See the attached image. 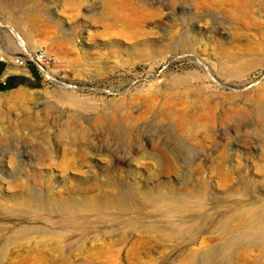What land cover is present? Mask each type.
<instances>
[{"label":"rangeland","instance_id":"obj_1","mask_svg":"<svg viewBox=\"0 0 264 264\" xmlns=\"http://www.w3.org/2000/svg\"><path fill=\"white\" fill-rule=\"evenodd\" d=\"M208 1L0 0V43L51 63L39 87L0 91V197L25 184L79 206L77 224L36 207L0 217V264H226L192 252L230 249L224 206L264 201V0ZM224 150L244 172L220 185ZM129 189H160L182 214L151 215ZM85 193L131 203L89 212ZM238 240L233 264H264V242Z\"/></svg>","mask_w":264,"mask_h":264},{"label":"bare ground","instance_id":"obj_2","mask_svg":"<svg viewBox=\"0 0 264 264\" xmlns=\"http://www.w3.org/2000/svg\"><path fill=\"white\" fill-rule=\"evenodd\" d=\"M208 1V0H204ZM248 0H221V3L235 5L238 3H245ZM209 2V1H208ZM251 2V1H250ZM252 3V2H251ZM245 5V4H244ZM243 8V7H242ZM245 9V7L243 8ZM28 51V50H27ZM10 56V54L8 55ZM50 78H52L49 73H46ZM54 79V78H53ZM19 96V94H17ZM182 120V116L178 117ZM178 121V120H177ZM76 131V130H75ZM68 131L60 130L57 134L58 137L66 136ZM80 134V132H79ZM74 137L78 136V132L73 133ZM83 139H87V136H83ZM88 141V140H87ZM86 145L90 146V143L87 142ZM264 149V145L263 148ZM97 152V150H96ZM74 156L77 157L79 161H85L87 153L86 151H82L81 149H76V151H72ZM39 156V155H38ZM73 156V157H74ZM221 158L216 167L210 168L213 172H215L216 176L219 179L220 185L228 183L231 178L234 176V173L240 175L244 172L242 164L240 162L235 161V158L230 159V155L227 150H224L221 153ZM163 172H171L173 170L171 166V162L169 163L165 157H163ZM117 162H121L120 159H116ZM116 162V163H117ZM123 162V160H122ZM113 170V169H112ZM260 170V169H258ZM104 172V171H103ZM90 182L86 179H79L76 184L77 189L85 190L90 187ZM218 183V184H219ZM108 184L105 182L102 186H107ZM19 191L9 196L10 198L0 197V217H6L11 215L16 207L20 208H31L36 207L41 210H59L61 213H66V218L70 219V221L74 224H77V217L79 214L77 213L79 206L74 204V199L61 200L56 197L51 191L46 194L42 193H32L25 184H19ZM21 188V189H20ZM196 191V189H195ZM131 197L136 200V202H140L144 206H148V212L152 215L154 213L163 212L167 220H171V218L177 214L181 213V208H175L172 204L171 198L164 196L161 193L160 189H155L153 195H149L140 191V189H129L128 190ZM196 197L199 199L201 195H197ZM82 206L85 211H93L100 213L104 209H116L122 212H126L128 207L130 206L129 200L124 197L122 193H119L115 197H109L107 193L100 194L98 196H89L85 193L80 200ZM99 203V204H98ZM96 206V207H95ZM225 210H232L230 213V217L219 227V232L223 235L231 237L230 249H226L222 245L215 246H205L199 248L198 250H194L192 253L197 252L202 261L207 262L210 258L217 255L218 257L225 256L226 264H233L231 260V256L235 252L236 247L238 246V239H248L251 241H256L257 243L264 242V201L262 199L257 200L256 204H254L250 208H236L234 206H224ZM91 210V211H90ZM185 212V211H184ZM176 213V214H175ZM192 228V225H188V228L185 232H188L189 229ZM238 229H242L241 233L237 232ZM2 229L0 228V232ZM2 234V233H1Z\"/></svg>","mask_w":264,"mask_h":264},{"label":"crops","instance_id":"obj_3","mask_svg":"<svg viewBox=\"0 0 264 264\" xmlns=\"http://www.w3.org/2000/svg\"><path fill=\"white\" fill-rule=\"evenodd\" d=\"M20 51H27L26 45H18ZM12 50L5 43H0V56L7 57ZM42 81L41 72L36 64L18 68L12 63L0 59V91L14 88H36Z\"/></svg>","mask_w":264,"mask_h":264},{"label":"built area","instance_id":"obj_4","mask_svg":"<svg viewBox=\"0 0 264 264\" xmlns=\"http://www.w3.org/2000/svg\"><path fill=\"white\" fill-rule=\"evenodd\" d=\"M1 60L8 61L18 68L26 67L28 64H36L40 69L47 68L51 63L43 48L35 51H24L22 53H12L10 56H0Z\"/></svg>","mask_w":264,"mask_h":264}]
</instances>
